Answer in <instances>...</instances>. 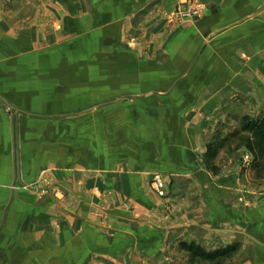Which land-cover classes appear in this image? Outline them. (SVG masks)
<instances>
[{
  "label": "crops",
  "instance_id": "obj_1",
  "mask_svg": "<svg viewBox=\"0 0 264 264\" xmlns=\"http://www.w3.org/2000/svg\"><path fill=\"white\" fill-rule=\"evenodd\" d=\"M182 1L15 0L0 8V264H176L163 255L173 260L191 242H238L243 264H264V246L255 245H264V195L238 188L230 169L231 177L213 178L203 160L213 137L264 112V0H198L203 16L172 32L166 15ZM39 13L40 31L16 30ZM42 18L53 19L50 33ZM82 112L90 127L124 128L123 143L86 138L67 154L72 143L51 148L32 128ZM48 165L67 202L23 188L35 189L27 184ZM153 174L181 213L164 230L127 223V241L100 233L92 211L102 193L122 217L131 216L124 202L141 213L158 208L146 196Z\"/></svg>",
  "mask_w": 264,
  "mask_h": 264
},
{
  "label": "rangeland",
  "instance_id": "obj_2",
  "mask_svg": "<svg viewBox=\"0 0 264 264\" xmlns=\"http://www.w3.org/2000/svg\"><path fill=\"white\" fill-rule=\"evenodd\" d=\"M185 1L187 0H183L182 3ZM14 2L15 0H0V8H9L14 4ZM33 2L40 6V0H33ZM191 2L196 3L200 1L191 0ZM179 5H181V2ZM258 7L260 9V6ZM176 10L177 7L175 8V11ZM203 12H201V14L197 17L181 18L178 16V14H174L169 20L166 16V20L170 25V28H172V32H175L177 28L184 22L201 18L203 16ZM42 23L45 33H50L52 31V27H55L53 19L42 18ZM32 26L40 31V13L38 15H30L29 17H25L23 20H19V22L16 24V30H27ZM78 65L80 64H76V66ZM94 69L96 68L94 67ZM95 73H99V71ZM111 99L113 98H110V100ZM42 113L44 115L52 114V112ZM58 113L61 112H56L54 114ZM89 114L90 113L82 112L81 114L76 113L66 114L63 116L59 115L56 119H51L49 116H46L45 118H40V126H32V128L34 130L40 131V138L43 137L48 146L51 148H53L55 145L53 141H57L58 139L72 143L70 149L66 147L67 154L71 152L72 146L75 142H78L77 151L79 152V146L85 141L86 138L91 139L93 143L98 144L101 143L102 139L104 144H108L109 148L116 146L117 142L121 144L123 143L124 128L90 127V121L85 116H89ZM263 115L264 112L255 111L251 116H241V118L238 119V124L229 129V131L225 132V134L222 136L216 135L209 143L206 144L205 156L203 159L205 169L210 172V175L213 178L218 177L222 173L223 174L221 176L228 178L231 177V175L228 173V169H230L235 172V175L237 176L238 188L250 192L252 196H255L256 198L264 195V155L258 156L256 153L251 151L246 146V140L251 136L249 124L254 123V121H257ZM109 116L110 118H114V116H111L110 111ZM74 121L76 122L77 127H70L68 124L72 125ZM37 122L39 121L33 122L34 125ZM52 171L53 169L50 165L43 166L40 169L36 179L27 184L29 187L35 189L32 190L27 187L23 188L31 191L37 198L56 196L57 198H63L62 200L66 201L67 192L63 191L58 185H56L51 175ZM84 174H86L88 179L91 178V173L88 171H86ZM211 176L209 177L211 178ZM149 185L150 187L146 191V196L152 200H155L153 198H156L155 201L158 205L156 210L141 213L134 210L131 202H124L121 207L123 210L131 212L129 213L131 216L122 217L112 211L110 204L111 199L109 196L110 192H105L100 195L98 206L92 211L94 217L97 218L94 227L100 233L109 236H114L120 233L121 236L126 237V241L128 240L127 237L131 235V232L124 226L129 222H135V224L139 227L157 228L159 230L166 229L169 224L167 222L168 218L171 216V213L179 215L181 211L175 207L176 204L174 202H170V191L164 188V179L160 174H153L150 178ZM14 187L19 186L14 183ZM240 200H242V198ZM68 203L70 205L73 204V202L70 201ZM246 205L248 206L249 204L247 203ZM122 223H125L123 224V228L120 227V224ZM231 245H235V249L226 255L218 256L213 259H205L201 255L202 253L204 254L205 252H213L219 248H225ZM255 245L259 248L264 246L262 241L257 238L255 239ZM242 250L243 248L238 242H234L232 244L215 249H207L201 245H196L194 242H191L189 244H179V252L177 255H174L175 257L173 260H171L170 256H167L166 254L163 255L162 258L165 263L174 262L176 264H243V259L246 257V255ZM260 257L262 256H259V258Z\"/></svg>",
  "mask_w": 264,
  "mask_h": 264
},
{
  "label": "trees",
  "instance_id": "obj_3",
  "mask_svg": "<svg viewBox=\"0 0 264 264\" xmlns=\"http://www.w3.org/2000/svg\"><path fill=\"white\" fill-rule=\"evenodd\" d=\"M251 129V136L246 140V146L256 153L258 156L264 155V115L254 123L249 124ZM189 246V245H188ZM235 249V245H231L225 248H219L213 252L202 253V257L205 259H213L218 256L226 255Z\"/></svg>",
  "mask_w": 264,
  "mask_h": 264
},
{
  "label": "built area",
  "instance_id": "obj_4",
  "mask_svg": "<svg viewBox=\"0 0 264 264\" xmlns=\"http://www.w3.org/2000/svg\"><path fill=\"white\" fill-rule=\"evenodd\" d=\"M204 10V4L201 3V2H191V0H187L185 2H183L181 5H178L177 6V10L171 12V13H168L166 16H167V19H171L172 18V15H177L180 16L181 18L182 17H197L201 14V12H203ZM10 112V109H7L6 112Z\"/></svg>",
  "mask_w": 264,
  "mask_h": 264
}]
</instances>
